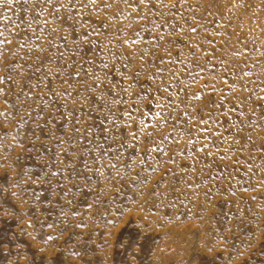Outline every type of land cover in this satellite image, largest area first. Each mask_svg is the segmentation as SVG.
<instances>
[{
    "label": "rangeland",
    "instance_id": "1",
    "mask_svg": "<svg viewBox=\"0 0 264 264\" xmlns=\"http://www.w3.org/2000/svg\"><path fill=\"white\" fill-rule=\"evenodd\" d=\"M0 264H264V0H0Z\"/></svg>",
    "mask_w": 264,
    "mask_h": 264
}]
</instances>
